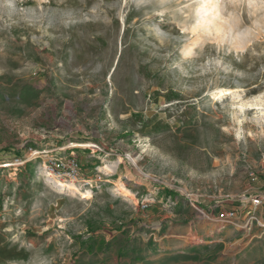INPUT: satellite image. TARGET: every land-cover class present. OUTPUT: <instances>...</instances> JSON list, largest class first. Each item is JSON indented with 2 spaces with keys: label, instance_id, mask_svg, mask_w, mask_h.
<instances>
[{
  "label": "rangeland",
  "instance_id": "374dc122",
  "mask_svg": "<svg viewBox=\"0 0 264 264\" xmlns=\"http://www.w3.org/2000/svg\"><path fill=\"white\" fill-rule=\"evenodd\" d=\"M186 1L0 0V264H264V6L227 2L244 49L186 55ZM30 147L105 180L5 166Z\"/></svg>",
  "mask_w": 264,
  "mask_h": 264
},
{
  "label": "bare ground",
  "instance_id": "6f19581e",
  "mask_svg": "<svg viewBox=\"0 0 264 264\" xmlns=\"http://www.w3.org/2000/svg\"><path fill=\"white\" fill-rule=\"evenodd\" d=\"M167 1L169 0H160V3L164 5ZM227 2L233 3L235 7L239 6L238 5L239 2H242L245 5L247 4L248 6H254V7H257L258 5L264 6V0H195V2L192 3L195 6V9H193L195 13L192 12V14H194L193 15L194 21H193L192 27L190 28H192L191 30L193 32H196L197 34H196V37L192 38V40L186 44V46L184 45L185 47H183V49L186 55L193 54V52L196 50V46L197 45L199 46V43L203 40V36H204L203 33L204 34L208 33L207 35L214 34L217 38L219 39L221 38L224 41L229 40V42L231 41L233 43L232 45H234L236 49H244L246 47L247 41L249 39L248 35L251 29L248 31L245 29L244 30L241 29L240 24L242 22V16L236 15L235 12H232L233 10L230 11V13L226 15V10L228 8ZM193 16H190V17L192 18ZM187 23H185L186 26H188ZM256 23L258 26H260L259 20L256 21ZM263 28H264V25H263ZM43 170L45 169L43 168ZM45 175L47 177L45 178L48 179L53 184V186L55 185V187L59 186L61 189L67 187L69 189H73L76 191L80 190L77 185L73 183L72 184L65 183L55 177H52L47 171H45ZM82 195L84 197L92 196L90 190H86L85 192L82 193Z\"/></svg>",
  "mask_w": 264,
  "mask_h": 264
},
{
  "label": "built area",
  "instance_id": "2783aa9c",
  "mask_svg": "<svg viewBox=\"0 0 264 264\" xmlns=\"http://www.w3.org/2000/svg\"><path fill=\"white\" fill-rule=\"evenodd\" d=\"M68 148V147H67ZM96 149H101L97 144L94 143ZM69 149V148H68ZM68 149L61 147L58 151L51 152L45 149L28 148L26 154L16 157L14 161L5 164L6 167L9 166H19L24 165L34 158L40 157L43 160V168L52 177L67 179L71 182H80L85 186H89L91 189L96 188L100 183L104 182L105 177L102 173L97 172L94 177H87L84 174V168L80 161L78 160L74 151L67 153ZM65 151L63 153V151ZM254 173H251L253 175ZM252 204L254 206H259L264 203V194H258L252 196ZM247 216L245 214V219L243 220L242 213H239L236 209H229L226 212L220 213L218 218L225 223H240L245 228L251 229L253 221L256 219L251 215L252 211L247 210ZM244 216V215H243Z\"/></svg>",
  "mask_w": 264,
  "mask_h": 264
},
{
  "label": "crops",
  "instance_id": "0c3cea01",
  "mask_svg": "<svg viewBox=\"0 0 264 264\" xmlns=\"http://www.w3.org/2000/svg\"><path fill=\"white\" fill-rule=\"evenodd\" d=\"M80 145V142L79 143H76V142H74V143H72V144H70L69 146H67V147H73V146H79ZM70 151H67V153H69ZM75 153V152H74ZM76 154V153H75ZM77 156V155H76ZM77 158H78V160L80 161V163L82 164V166H83V163H82V161H81V159H80V157H79V155L77 156ZM263 185V184H262ZM179 240H177V239H172V240H168L167 241V245L168 246H170V247H172V246H174V247H176L177 245H179ZM161 264V263H160Z\"/></svg>",
  "mask_w": 264,
  "mask_h": 264
}]
</instances>
